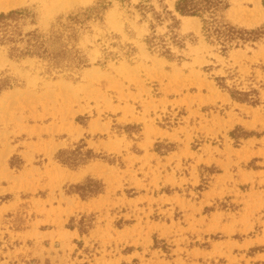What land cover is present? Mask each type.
I'll use <instances>...</instances> for the list:
<instances>
[{"label":"rangeland","instance_id":"374dc122","mask_svg":"<svg viewBox=\"0 0 264 264\" xmlns=\"http://www.w3.org/2000/svg\"><path fill=\"white\" fill-rule=\"evenodd\" d=\"M97 1L0 0V12L28 7L47 31ZM107 1L75 80L0 52L16 80L0 96V264H264V39L222 54L178 16L193 36L172 61L147 49L126 0ZM230 1L227 21L264 24V0ZM218 77L259 102L233 100ZM80 142L94 158L55 159Z\"/></svg>","mask_w":264,"mask_h":264},{"label":"trees","instance_id":"16d2710c","mask_svg":"<svg viewBox=\"0 0 264 264\" xmlns=\"http://www.w3.org/2000/svg\"><path fill=\"white\" fill-rule=\"evenodd\" d=\"M122 1V0H121ZM128 9L137 13L140 20L147 23V34L143 37L147 49L159 57L182 62L185 60L187 36L180 32L178 16L197 17L201 22V35L204 40L217 46L222 54L233 49L253 46L264 39V24L255 28H245L230 23L224 13L231 8L230 0H175L173 8L164 0H138L132 4L126 0ZM110 2L98 0L90 6L59 17L47 31L36 27V14L28 7L13 8L0 12V52L9 61L19 62L34 59L41 62L46 72L65 73L75 80L79 72L89 66L87 54L78 46L80 37L89 31L90 23L102 21ZM264 5V1H263ZM165 24V25H164ZM164 26L163 30L158 27ZM134 48L128 46L125 54L130 55ZM117 54L105 51L104 62ZM217 84L226 89L230 97L238 102L252 105L259 102L255 89L238 90L229 88L224 77L216 78ZM16 86L14 77L0 71V96ZM233 131H231L232 135ZM245 135L248 132L243 131ZM80 142L73 149H63L55 159L61 164L77 167L94 158L92 149ZM89 183H97L89 179ZM76 189L97 194L99 188L75 185Z\"/></svg>","mask_w":264,"mask_h":264},{"label":"bare ground","instance_id":"6f19581e","mask_svg":"<svg viewBox=\"0 0 264 264\" xmlns=\"http://www.w3.org/2000/svg\"><path fill=\"white\" fill-rule=\"evenodd\" d=\"M197 21V20H196Z\"/></svg>","mask_w":264,"mask_h":264}]
</instances>
